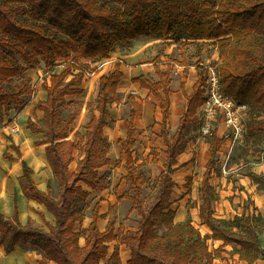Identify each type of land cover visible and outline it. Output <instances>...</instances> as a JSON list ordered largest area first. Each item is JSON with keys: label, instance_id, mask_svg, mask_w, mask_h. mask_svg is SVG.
Instances as JSON below:
<instances>
[{"label": "trees", "instance_id": "obj_1", "mask_svg": "<svg viewBox=\"0 0 264 264\" xmlns=\"http://www.w3.org/2000/svg\"><path fill=\"white\" fill-rule=\"evenodd\" d=\"M137 37H184L212 42L218 51L214 65L223 91L245 104L250 112L245 133L262 135L264 141V119H258L264 114V0H0V124L11 110L25 107L34 91L25 72L42 62L49 68L48 78L42 84L45 97L36 102L42 117L39 124L32 119L27 123L32 133L43 134L41 144L47 143L45 157L59 187L57 197L51 195L49 188L40 190L32 170L22 161V191L27 198L44 205L54 217V224L49 232L23 226L14 200L11 218L7 219L0 211V245L6 252L34 244L43 253L38 264H100L108 257V244L118 238V233L114 219L108 221L104 230L99 228L98 221L104 216L99 202L92 208L83 245L75 225L83 218L77 204L89 196L83 185L94 190L106 187V182L98 176V169L110 163L103 133L110 119L109 103L115 98L122 77L120 62L99 76L97 114L86 125L83 155L73 171L69 167L77 146L65 138L77 113L63 118L61 107L67 96L83 93L81 60L106 59L117 45L128 44ZM153 61L156 80L140 75L132 81L148 89L159 101L160 137L166 147L167 163L160 175L157 195L145 207L142 186L146 176L138 169L133 156L135 130L131 110L125 137L119 138L118 143L125 156V179L133 193H124L117 199L132 201L139 222L134 232L119 237L120 243L130 250L125 264H215L214 258L228 243L237 244L248 262L258 258L264 261L259 235L264 228L263 219L242 214L231 220H218L213 215L210 176L215 154L224 141L215 133L202 178L199 208L203 224L211 231L210 237L201 235L189 218L174 223L171 194L175 181L170 174L175 170L176 157L185 147L191 124L197 121L205 75L197 64V80L189 95L184 93V83H180L187 102L174 134L169 137V85L174 66L168 64L161 68L159 56ZM61 63L64 69L55 72L54 67ZM13 146L20 157L19 147ZM3 156L9 161L14 159L6 152ZM250 177L264 190V175L251 173ZM159 226L165 227V233L157 232ZM207 238L221 240L222 244L210 249ZM106 264L123 263L114 255Z\"/></svg>", "mask_w": 264, "mask_h": 264}, {"label": "rangeland", "instance_id": "obj_2", "mask_svg": "<svg viewBox=\"0 0 264 264\" xmlns=\"http://www.w3.org/2000/svg\"><path fill=\"white\" fill-rule=\"evenodd\" d=\"M147 38L152 39V41L143 45L144 50L142 52L144 53H142L141 58L143 57L142 60L144 61L150 60L152 62L156 52L160 57L163 44H167L169 46L167 51H170L165 63L171 61L177 64L182 63L181 57L184 54L187 57L186 59L190 60L185 59L186 63L198 64L204 59L200 57L202 47H206L205 54L209 57L216 48L208 40V42H204L206 40H195L189 43L181 40V38L185 39L184 37H171L169 38L170 42H160L158 39L161 37ZM129 43L124 45L123 51L130 50L127 47ZM192 52L199 59L194 60L192 55L189 57ZM103 60L98 58L81 60L84 77L80 87L83 88V93L77 96H67L61 107L63 118H67L73 112L77 113L76 119L71 124L65 138V140L73 141L77 146L74 150V160L69 167L71 171L75 169L77 162L83 155L86 125L91 116L97 114L95 100L98 92L99 76L113 70L115 62L119 59L106 64H103ZM216 61L213 59L206 63L215 64ZM120 64H124V62H120ZM63 69L64 64L61 63L56 65L53 70L60 72ZM48 74L49 68L42 62L25 72V76L31 79V85L34 89L33 94L28 97L27 104L23 109L19 111L11 110L9 115L4 118L3 123L0 124V161L6 162L3 158L5 152L15 158L6 163L1 164L0 162V186L3 193L7 191L11 194L14 189L12 195L19 199L18 208L21 224L37 227L45 232L50 231V227L54 224V217L45 209L44 205L35 201L31 202L22 191L21 161L25 160L32 170V177L36 185L43 191L49 188L51 195L57 197L58 182L53 176L45 157L47 143L41 144L44 139L43 134H32L27 123L28 119H32L37 124L41 121L42 112L36 107V102L45 97L42 84L48 78ZM176 74L175 72L172 74L175 80H177V77H182V74H178V76ZM133 91L134 89L131 87L129 80L124 83L119 82L116 96L112 98L108 106L110 119L104 128L103 138L108 143L110 163L98 169V176L106 182V187L94 190L83 185L89 192V196L85 201L77 204V208L83 214L82 221L77 222L75 225L81 245L85 243L86 228L91 221L92 208L96 202L100 203V212L104 214L98 221L99 228L104 230L110 219L115 221L118 238L108 244V257L102 260L100 264H106L114 255L118 256L125 264L130 250L125 244L120 243L119 237L123 233L134 232L138 228L139 216L136 210L133 209L132 201L127 198L117 199L118 196L124 193H133L129 182L125 179V156L118 143L119 138L125 137L131 110L134 112L135 130L133 156L138 169L146 176V181L142 186V201L145 207L153 203L159 189L160 175L166 170V147L160 137L161 126L156 119L160 107L159 101L157 102L155 99L152 101L136 100V94ZM152 98L155 97L152 96ZM249 119L250 112L247 108L243 113V122L247 123ZM258 119H264V114H261ZM12 125L17 126L18 130L16 132L10 130ZM167 128L168 136L171 137L174 131L169 122ZM262 138V135L252 136L246 132L242 140L232 148L231 156L229 155L230 158L225 167L220 166L221 153L217 152L215 168L211 177L215 198L212 202V208L216 219L231 220L236 215L251 214L264 220V191L250 177L252 171L255 170L258 174L264 175V141ZM211 141L212 135H204L201 131L197 115V121L191 124L186 135L185 147L176 157V163L173 165L175 170L170 174L175 181L171 194V207L175 210L174 223L183 222L189 218L194 228L201 235H208V237H210L211 231L203 224L199 216V208L202 203V177L211 154ZM12 144L18 145L21 157H16V150ZM253 186L256 188L250 191L249 189ZM1 208L2 212L5 213L6 209L3 205H1ZM10 208L12 209V206ZM156 230L159 234L166 231L163 226L157 227ZM259 235L264 250V228L259 231ZM207 242L210 249H215L222 244L221 240L211 238H207ZM238 248L239 246L235 243L224 245L220 254L214 258V263L264 264L262 258H258L252 263L248 262L243 258ZM41 257H43L42 251L34 244L28 243L23 248L15 247L11 252H6L3 246L0 245V264H38ZM201 264H204V262Z\"/></svg>", "mask_w": 264, "mask_h": 264}, {"label": "crops", "instance_id": "obj_3", "mask_svg": "<svg viewBox=\"0 0 264 264\" xmlns=\"http://www.w3.org/2000/svg\"><path fill=\"white\" fill-rule=\"evenodd\" d=\"M158 40L160 42H170L169 41L170 40L169 38H162V39L159 38ZM181 40L182 41H188L189 43L195 41L193 39L185 40L183 38H181ZM149 41H152V39H149L147 37H137V38L131 40L128 46L126 45L130 49V50H127V51H123V48L125 46L119 44V45H117L115 47L114 51L107 58L108 62H112L113 60H116V59H119L118 62H121V63L124 62V64H121L122 77L120 79V83H124L127 80L130 81L131 87L134 89L133 92L136 94V97H135L136 100H148V101H152L153 99L157 100L156 98H152V94L148 91V89L143 88V87H141L139 85V83H136V82H133L132 81L133 78H135L137 76H140V75H142L145 78L150 79V80H156L157 79V77L155 75V71H154V64H155V62L153 61V59L156 56H158L157 55L158 52L154 53V57L152 59V62L150 60L149 61H144V60H142L143 57L141 58L142 53H144V52H142V50H144L143 49L144 48L143 45H145ZM205 42H208V41H205ZM189 46H191V44H189ZM162 48L163 49L161 51V55L159 57V62L158 63H159V65H160L161 68H166L168 64H173V62L170 61V62H166L165 63V59H167V55L170 54V51H167V48H169V46L167 44H163L162 45ZM205 51H206V47L205 48L202 47V50L200 51V53H201L200 54V57H201V59L204 58L202 60L203 62H208V61L213 60V59L214 60H217L218 59V51H217L216 48L213 50L212 55L210 57L205 54ZM182 55H183V53H182ZM191 55H192V57H193L194 60L199 59V57L196 56L195 53H193V52L190 53L189 54V57H191ZM194 57H197V58H194ZM181 58H182L181 59L182 60V63H179L178 64L181 67L180 68H175L174 67L173 72L177 73L176 76H178V74H182V77L181 78L180 77H177V80H175V77H172L171 78L170 85H169V87H170V94H169V98H170V110H169V119H168V122L172 126V129H173L174 132H175L177 126H178L177 124L179 122V118L181 117V115L185 111V106H186L187 100H186V97H185L184 93L187 94V95H189L192 92L193 84L197 80V71H196V65L197 64L196 63L195 64L194 63L191 64L189 62L186 63L185 62V59L187 57L185 56V54ZM186 60H189V59H186ZM173 81H174V84H173ZM181 82L184 83V93L181 91V88H180V83ZM157 102H158V100H157ZM129 117H130V115H129ZM172 118H173V120H172ZM156 119L158 121V124H160V122L162 120V116H161V112H160V107H159V111L157 113ZM174 119H177V120H174ZM224 130H225V127H224L223 123L218 121L216 123V133H215V136H217L218 138H222L221 135H222V132H224ZM174 132H173V134H174ZM25 135H27V134H25ZM225 144H226V146L224 147ZM16 146H18V145H16ZM227 148H228L227 141L224 140L223 143L221 144V146L219 147V149L217 150V152L221 153V165H220L221 167L224 166L225 159L228 158V150H227ZM217 152H216V154H217ZM216 154H215V162H216ZM230 156H229V158H230ZM3 158H4V156H3ZM4 159L6 160V162L9 161L6 158H4ZM22 161H25V160H22ZM22 161H21V169H22ZM0 162H1V164L2 163H6L3 160L0 161ZM226 165H227V163H226ZM205 168H206V166H205ZM214 168H215V165H214ZM214 168H213L212 173H211V176H210V184H211V179H212L211 177L213 175ZM256 171L257 170H255L254 172L252 171V173L258 174V172H256ZM8 172H9V169H8ZM17 172H18V169H17ZM203 174H204V172H203ZM211 186H212V184H211ZM212 188H213V186H212ZM255 188L256 187L253 186L249 190L251 191V190H254ZM40 190H42V189H40ZM13 191H14V189H13ZM13 191H12L11 194L8 193L7 191L5 193H3V189L0 186V203L6 209V212L5 213L2 212L1 205H0V211L3 213V215L7 219L10 218V215H11V217L13 215V212H14V200H16V202H17V207H18V204H19V199H16L12 195L13 194ZM9 199H10V201H9ZM29 200L31 202L34 201L32 199H29ZM212 202H213V200H212ZM211 205H212V203H211ZM10 206H12V209L10 208ZM212 210H213V208H212ZM18 211H19V208H18ZM245 215H247V214H245ZM127 256H129V254Z\"/></svg>", "mask_w": 264, "mask_h": 264}, {"label": "built area", "instance_id": "obj_4", "mask_svg": "<svg viewBox=\"0 0 264 264\" xmlns=\"http://www.w3.org/2000/svg\"><path fill=\"white\" fill-rule=\"evenodd\" d=\"M107 62V58L103 60V64ZM173 65L175 68L181 67L174 62ZM198 65L203 69L205 75L202 94L203 102L198 109L200 129L204 135H212L216 133V123L218 121L223 123L225 130L222 132L221 137L227 141L228 146V158H226L223 166L225 167L232 148L245 135L246 126L243 122V113L247 106L236 101L223 91L216 65L207 64L203 61L198 62ZM10 130L16 132L18 128L12 125Z\"/></svg>", "mask_w": 264, "mask_h": 264}]
</instances>
